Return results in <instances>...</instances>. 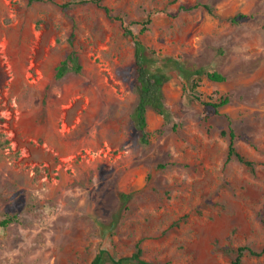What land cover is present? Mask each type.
Returning <instances> with one entry per match:
<instances>
[{
	"label": "rangeland",
	"instance_id": "374dc122",
	"mask_svg": "<svg viewBox=\"0 0 264 264\" xmlns=\"http://www.w3.org/2000/svg\"><path fill=\"white\" fill-rule=\"evenodd\" d=\"M72 1L0 0V264H92L139 241L155 264H231L240 246L262 249L264 0H104L163 56L227 76L205 75L199 100L163 67L170 120L149 108L147 143L132 119L134 39ZM73 48L83 70L58 78ZM226 97L219 112L205 103ZM229 125L255 168L228 160Z\"/></svg>",
	"mask_w": 264,
	"mask_h": 264
},
{
	"label": "trees",
	"instance_id": "16d2710c",
	"mask_svg": "<svg viewBox=\"0 0 264 264\" xmlns=\"http://www.w3.org/2000/svg\"><path fill=\"white\" fill-rule=\"evenodd\" d=\"M36 1V0H30ZM74 2L87 3L92 2L98 7L102 8L106 14L115 20L120 21L121 26L124 28L125 33L132 36L134 39V65H133V79L135 92L137 95V102L132 112L133 122L140 133V137L143 142L150 141L152 132L148 129L147 112L149 108H155L158 113L163 115L167 121L170 120V112L166 105L163 87L165 83L170 79V74L166 72L163 67H171L181 73L189 85L191 95L199 100H202L201 95L198 93L202 80L207 75L211 80L217 82H223L227 80V76L219 70H206L204 68H189L184 66L180 61L172 56H163L160 50L147 45L140 37L139 33H136L130 24H127L124 17L114 12L113 8L107 5L104 0H78L67 2L63 6H69ZM204 6L211 13L216 14L214 7L208 3H196L194 7ZM236 18V17H234ZM236 20V19H232ZM152 17H149L144 21V27L141 32H144L148 28V24L152 23ZM140 23V22H139ZM76 33L73 32L70 37V43L74 46ZM83 70V64L78 51L73 50L68 56L61 61L57 66V77L63 78L70 72L80 73ZM229 102V98L226 97L220 102H205L212 105L217 112L222 105ZM224 135L229 137V150L228 160L237 158L247 166L255 168L256 162L244 155L236 145V132L234 128L229 125L227 130H223ZM122 203L127 205L130 201L131 194L121 193ZM247 254L256 256L264 255V247L260 250H256L251 246L243 245L238 247L237 254L232 260L231 264H243V258ZM110 259L114 264H155L145 258H143L142 241H139L136 245L135 251L129 256H122L119 258L110 256L105 249L100 250L92 264H104V262Z\"/></svg>",
	"mask_w": 264,
	"mask_h": 264
}]
</instances>
